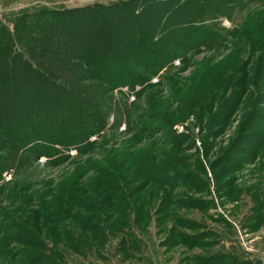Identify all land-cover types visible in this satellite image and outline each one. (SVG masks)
I'll return each instance as SVG.
<instances>
[{"label":"rangeland","instance_id":"rangeland-1","mask_svg":"<svg viewBox=\"0 0 264 264\" xmlns=\"http://www.w3.org/2000/svg\"><path fill=\"white\" fill-rule=\"evenodd\" d=\"M122 1L0 0V24L14 35L22 15L36 8L87 9L63 18L68 29H82V46L71 43L70 52L108 53L118 59L115 67L124 62L141 71L125 45L145 42L139 26L155 29L160 43L168 32H184V7L191 1L131 0L132 30L118 14L98 7ZM212 2L225 15L211 21L222 42L187 51L188 36H179L172 44L176 56H167L171 46L165 54L158 49L156 73L145 85L113 87V76L100 79L86 59L78 63L47 52L49 61L33 53L47 83L20 68L21 110L7 131L39 128L27 121L29 111L42 116V110H54L64 96L59 85L71 92L66 99L86 102L92 114L82 126L95 121L96 131L84 152L86 142L69 148L50 139L23 144L19 135L12 143L0 138V158L9 165L0 174V264H26L18 256L39 252L20 242L24 233L15 226L21 221L32 223L48 248L58 243L66 264H223V258H232L227 264H264V0ZM103 30L119 44L103 42ZM102 116L105 128L97 130ZM52 117L48 129L56 126ZM39 147L51 154L26 151L40 153ZM64 188L87 205H64ZM85 218L93 231L84 230ZM73 235L81 250L68 241Z\"/></svg>","mask_w":264,"mask_h":264},{"label":"trees","instance_id":"trees-1","mask_svg":"<svg viewBox=\"0 0 264 264\" xmlns=\"http://www.w3.org/2000/svg\"><path fill=\"white\" fill-rule=\"evenodd\" d=\"M189 1H191L188 2L189 8L188 6L184 7L186 11L185 16L188 17L185 20L186 28L184 32L180 30L168 32L169 34L166 33L164 42H161L162 44L158 41V38L155 36L153 37L155 29L139 26V28L143 27L141 30V28L139 29L138 26H136V28H138L136 30L137 32L142 31L147 33V39L144 43L140 42V39L139 41L136 39V43L135 41L134 44L133 42H130V45H125V49L127 47L126 52L131 56L134 53L136 54L135 57L138 58L137 63L140 62L137 66L142 69L141 71L134 70L130 65L124 64V62L120 67H115L117 66L116 63H118V59H111L110 57L108 58V53L105 56L102 55L98 57L96 55L97 53L92 55V51L90 50L88 53H86L84 51L82 52V49H79L80 51L77 53V55L71 53L72 50L68 48L71 43L73 45L76 44L78 47L82 46L77 44V40L82 39V29L80 30L79 28L75 31H72L71 28L68 29L64 25L65 22L63 18H67L68 16H71L75 13H80L83 11L86 12L87 9L54 10L45 7L39 9L36 8L30 13L22 15V17L19 19V22L20 20L23 22L22 24H20L21 22L16 24L14 35L9 29L0 24V138H3V143H12L20 136L21 138L23 137V142L20 138V141L23 144L26 143L25 141L27 139H30L34 143L39 140L48 141L50 139L54 143H61L69 148L73 145L86 142L85 146L82 147L83 152L86 148L92 147L93 144L88 142V139L91 137V135H93V132L96 131V122L94 121V124L90 127L82 126V118L89 119V115L92 114L89 110V106L86 104V102L79 98H72V101L66 99L65 96H67V94L71 95V92L65 90V88L59 87V84H57L59 85L57 87L61 91L60 93L64 96L57 99V101L54 103L56 104V108L58 107L60 109L54 108V110L51 109L52 111L44 109L42 111L45 113L42 116L38 112H36L38 114L35 115L32 110L29 111L30 115H28L27 121L31 120L30 123L33 121L37 122L38 124L41 123L42 125L39 126V128H37L35 124H32V128L27 129L28 131H25L24 129L18 132V134H13L12 132L7 131L9 129V125L12 126L18 121L17 117L20 111L17 108L21 110L20 104L18 105L19 99L17 98V92L20 90L16 87V81H19L20 83L22 82V71H20V68L25 67L27 75L40 77L44 83H47V81H50L48 80V76L42 71L40 72L38 64H36L35 59H33V53H35L36 55H39L40 58L48 60V58H46L47 52L49 55H60L64 58L73 59L78 63H82V60L86 59L88 65L93 68L100 79L108 80L109 76H113V79L110 80L113 84V87H120L123 85H130L131 87L136 85H145L154 76V73H156V66L154 64L157 62L156 55H158V49L163 48L162 54H165L168 48L166 45L171 46V51L167 53V56L170 57L171 54L172 56L170 58L176 56L178 51H172V49H175L177 44L174 47L172 44L176 42L179 36H184V38L188 36L183 43L185 46L183 48L187 51H190L191 49L196 50L199 46H202V44L206 46L209 44L212 45L216 41L220 43L221 38L218 36V33L214 31L217 25L211 21H216L225 15L221 12L219 7L214 2H212V0ZM129 3H131V0H124L120 4H99L98 7L102 10L112 12L113 14H118L120 18L128 21V24L126 23L127 25L125 26L127 27L126 30H132L136 25L132 21L135 13H133V11H131L129 8ZM127 7L130 9L129 12H126V9H124ZM58 26L60 27L59 29ZM95 32L97 33V30H95ZM100 32L101 33L99 34H101V39L108 46L111 47L113 45L119 44L116 38L111 36L109 31L103 30ZM227 33L229 35L234 33V31H228ZM154 40H157V43H154ZM65 42L68 45L65 44ZM90 44L94 47L92 43ZM156 44H160L159 47H156ZM99 57H103L106 63L101 64L100 59H98ZM30 86L33 88L35 85L32 84ZM50 113H54L52 116L55 117L50 116ZM51 117L53 118L51 121L55 122L56 126L54 128L49 127V130L48 124L52 125V122L49 121ZM104 128L105 117L102 116L97 130H103ZM82 132L84 133L82 134ZM184 137L185 136H181L183 140H185ZM1 149L2 147L0 146V151H2ZM39 149L40 153H37L36 150L30 149H26V151H34L35 156L51 154V151L48 148L39 147ZM8 166L9 165L6 163V161L0 158V174L5 170V168H8ZM59 196L61 199H63L64 205H67L71 208L79 207L81 209L84 208L83 206L87 205L85 198H83L82 195L72 191L71 188L61 189ZM91 224L92 223L89 218L82 219V226L85 231H88L87 228H90ZM15 227H21L18 229V231L24 233V236L20 237V242L24 243V245H35V247L39 249L38 253L27 252V254L22 253V256H18L20 259L26 261V264H66L63 256L59 252L60 250H58L59 244L55 243L57 246L54 249L48 248L44 240L39 238L41 236L39 232H36L33 229L32 223L26 224L25 222L21 221ZM90 229L92 231L94 230L93 228ZM51 240L59 241L60 239L57 237V240L53 238ZM26 241H30V244L26 243ZM68 241H73L74 243V241L77 240L73 235L70 236ZM82 241H84L83 237ZM76 244L78 243L75 242L73 246ZM76 246L80 250L82 249V247H79L80 245ZM1 254L0 261L5 259V256L3 257L4 254ZM12 258L16 257L12 256ZM221 259L222 257L220 260ZM223 259H226L224 260V263L222 261L223 264H227V259L232 260V258ZM235 261H237V264H242L239 259H235ZM20 264L25 263L22 262Z\"/></svg>","mask_w":264,"mask_h":264},{"label":"built area","instance_id":"built-area-1","mask_svg":"<svg viewBox=\"0 0 264 264\" xmlns=\"http://www.w3.org/2000/svg\"><path fill=\"white\" fill-rule=\"evenodd\" d=\"M131 98L133 99L134 97H131ZM71 154H75V153L71 152ZM4 179L6 181H9L11 179V176L6 174L5 177H4Z\"/></svg>","mask_w":264,"mask_h":264}]
</instances>
